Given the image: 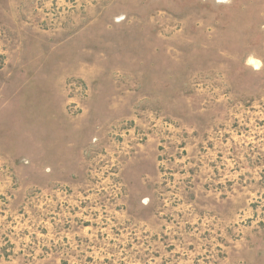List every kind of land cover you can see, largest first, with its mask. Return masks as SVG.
<instances>
[{
	"label": "rangeland",
	"instance_id": "1",
	"mask_svg": "<svg viewBox=\"0 0 264 264\" xmlns=\"http://www.w3.org/2000/svg\"><path fill=\"white\" fill-rule=\"evenodd\" d=\"M0 264H264V0H0Z\"/></svg>",
	"mask_w": 264,
	"mask_h": 264
},
{
	"label": "bare ground",
	"instance_id": "2",
	"mask_svg": "<svg viewBox=\"0 0 264 264\" xmlns=\"http://www.w3.org/2000/svg\"><path fill=\"white\" fill-rule=\"evenodd\" d=\"M255 64V63H254Z\"/></svg>",
	"mask_w": 264,
	"mask_h": 264
}]
</instances>
